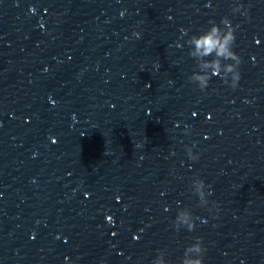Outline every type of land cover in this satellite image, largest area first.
Here are the masks:
<instances>
[{
  "label": "clouds",
  "instance_id": "1",
  "mask_svg": "<svg viewBox=\"0 0 264 264\" xmlns=\"http://www.w3.org/2000/svg\"><path fill=\"white\" fill-rule=\"evenodd\" d=\"M233 13L247 15V11L240 3H235L232 8ZM123 15V13H121ZM184 35H188L186 30H181ZM236 27L232 24L228 16L221 18L219 23L209 21V26L199 33L191 34L185 41L188 46V56L195 61V70L187 77L189 83L195 84L201 91L209 87L212 77H219L232 89H236L241 79L240 65L241 57L234 51L236 44ZM138 37V33H134ZM211 57V59H209ZM179 124L177 123L176 127ZM190 127L185 126L184 134L190 133ZM195 144L185 145L188 158L192 161L199 159V154L193 149ZM189 191L198 198V206L206 208L209 212L215 210L219 212L216 201H210L213 195L211 185H207L203 178L194 176L189 183ZM178 211L172 221V227L179 231L181 228L187 232H194L197 228L196 220L192 210L188 206L180 207L177 202ZM165 211H168L166 208ZM109 219H111L109 217ZM206 249L202 237H196L195 241L187 245L181 258V264H204V254ZM167 252L157 250L155 258L151 264H168L165 259Z\"/></svg>",
  "mask_w": 264,
  "mask_h": 264
}]
</instances>
